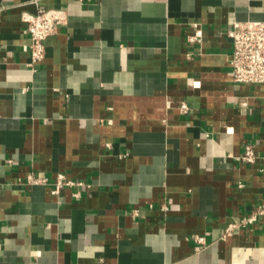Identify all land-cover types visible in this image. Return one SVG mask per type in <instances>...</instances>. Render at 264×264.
I'll return each mask as SVG.
<instances>
[{
  "label": "crops",
  "instance_id": "0c3cea01",
  "mask_svg": "<svg viewBox=\"0 0 264 264\" xmlns=\"http://www.w3.org/2000/svg\"><path fill=\"white\" fill-rule=\"evenodd\" d=\"M39 7L66 19L34 69ZM249 20L264 0H0V264H264V214L225 233L264 206V84L230 63Z\"/></svg>",
  "mask_w": 264,
  "mask_h": 264
},
{
  "label": "built area",
  "instance_id": "2783aa9c",
  "mask_svg": "<svg viewBox=\"0 0 264 264\" xmlns=\"http://www.w3.org/2000/svg\"><path fill=\"white\" fill-rule=\"evenodd\" d=\"M24 21L27 22V29L30 34V65L37 69L38 64L45 57V39L55 33L59 25L65 22V12L59 8L39 7L35 13H25ZM228 35L233 43L231 56L232 77L236 82H247L255 84H264V20H249L236 22L228 30ZM190 42H201L202 32L200 29L189 35ZM190 106L186 101L179 104L181 112H187ZM257 158L256 150L253 144L248 143L242 159L246 162H253ZM33 173L28 176L30 183L42 181ZM75 181L67 179L60 174L54 193H58L63 185H72ZM264 214V206L256 213L244 216L231 222L225 230L226 235L232 234L235 230L241 229L252 223L257 216ZM199 246L206 243V238L202 235H196Z\"/></svg>",
  "mask_w": 264,
  "mask_h": 264
}]
</instances>
